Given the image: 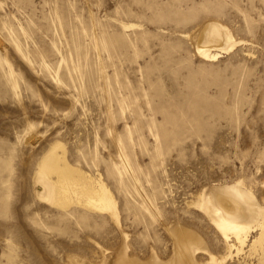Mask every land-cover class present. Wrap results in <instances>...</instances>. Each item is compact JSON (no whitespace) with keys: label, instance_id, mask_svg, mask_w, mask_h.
<instances>
[{"label":"rangeland","instance_id":"rangeland-1","mask_svg":"<svg viewBox=\"0 0 264 264\" xmlns=\"http://www.w3.org/2000/svg\"><path fill=\"white\" fill-rule=\"evenodd\" d=\"M211 22L238 44L206 60ZM238 180L264 206V0H0V264H173L176 228L264 264L197 205Z\"/></svg>","mask_w":264,"mask_h":264},{"label":"bare ground","instance_id":"bare-ground-1","mask_svg":"<svg viewBox=\"0 0 264 264\" xmlns=\"http://www.w3.org/2000/svg\"><path fill=\"white\" fill-rule=\"evenodd\" d=\"M236 44H238V41H235L228 30L222 27L220 23L211 22L205 27L202 42L197 48L201 57L206 60H213L217 57L219 58L222 51L227 52ZM50 159L53 161V158L50 157ZM56 159H58V157ZM51 160L50 162L47 161L42 168L44 172L42 171L39 177V183L43 186V189L42 191L40 190L39 193L40 195L42 193L43 195H48L57 200L60 197L58 194L61 192L56 188L58 181H53L50 177V173L57 171L59 166L57 165L58 167L56 168V163L54 164V161L51 162ZM65 165L64 167H66ZM70 169L71 168H68L67 165V170L69 172L71 171ZM61 179L63 182L66 176H63ZM100 180L97 182L83 183L82 193L87 194L85 199L86 203L101 210L111 209L110 211L117 216L113 196L105 183ZM244 186L241 180L235 181L234 184L216 186L213 188V191L211 190L207 195L204 203L199 202L197 204L200 208L204 209L210 221H212L213 225L220 231L230 248V253L233 248L240 250L244 244L251 241V235L253 233L251 229L254 230V228L258 226L264 231V206L261 205L254 194ZM62 191H68L67 187L63 186ZM219 191L221 194H218ZM49 197L46 199H50ZM43 198H45V196H43ZM58 203H62L63 205L62 201ZM173 231L172 233L174 234L173 237L175 240L173 257H176L178 260V262L177 260H174V262L176 261L178 264H224V260H226L225 257L223 259H217L208 249V245L206 247L200 244L201 240L199 236H196L197 233L195 234L192 230L189 231L185 228H176ZM255 241L256 239L253 240L251 245H253ZM202 243L204 242L202 241ZM126 251L127 248L125 249V253ZM198 253L199 256L197 255ZM200 254H202L203 257H201ZM204 254L207 255V260L202 262L201 259L205 258ZM154 257L158 259L156 255H154ZM171 262H173V260Z\"/></svg>","mask_w":264,"mask_h":264}]
</instances>
